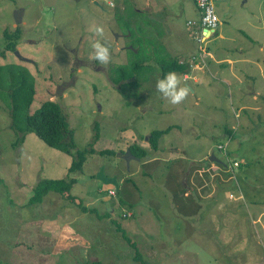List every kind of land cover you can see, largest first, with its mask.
<instances>
[{
	"label": "rangeland",
	"instance_id": "374dc122",
	"mask_svg": "<svg viewBox=\"0 0 264 264\" xmlns=\"http://www.w3.org/2000/svg\"><path fill=\"white\" fill-rule=\"evenodd\" d=\"M113 1L114 8H105L99 0L101 8L94 0H56L53 7L43 0H0V52L3 30H21L17 49L0 56V65L20 64L33 74L28 113L45 100L56 101L75 150L85 149L97 132L95 152L69 172L73 153L49 147L33 132L14 143L17 134L0 100V264H264V0H228L221 7L212 0L218 24L201 44L187 26L199 17L192 0H167L173 11L167 25L177 28L164 35L166 47L141 33L144 19L130 15L131 0ZM122 7L129 32L114 17ZM154 16L152 23L164 29ZM222 29L225 39L217 37ZM97 40L109 48L107 64L95 59ZM131 46L138 56L129 54ZM209 46L217 58L233 61L215 64L209 86L200 84L196 94L189 90L181 103H170L157 90L164 79L158 60H189L188 69L174 71L177 87H187L207 67ZM142 60L131 80L115 84L119 65ZM167 126L174 127L159 137L154 152L147 135ZM226 130L233 136L229 143ZM133 146L147 150L146 157L127 152ZM173 146L183 157L174 159ZM103 150L110 154H98ZM100 168L107 177H122L116 185L103 183L95 176ZM46 178L75 181L69 192L74 199L51 191L26 204Z\"/></svg>",
	"mask_w": 264,
	"mask_h": 264
},
{
	"label": "trees",
	"instance_id": "16d2710c",
	"mask_svg": "<svg viewBox=\"0 0 264 264\" xmlns=\"http://www.w3.org/2000/svg\"><path fill=\"white\" fill-rule=\"evenodd\" d=\"M119 9H115L114 17L116 21L120 23L121 28L125 30V32H129L126 31L125 28H129L130 23L128 24L126 21H123L120 13L122 9ZM135 14L136 11L133 9L130 15L132 17H136ZM20 35L21 30L18 26H16L13 31L8 30L7 28L3 30L4 48L0 52L1 57L4 56L6 52H13L17 49V43ZM129 50V52L132 51V49ZM136 55L138 56V51H136ZM192 56L190 55L191 59ZM192 62H194L193 59ZM158 63L160 65V76L162 78H165L169 72H183V70L190 67L189 60H182V62H180L174 59L160 58ZM139 66H144L143 60L137 61L131 66L128 64L119 65L115 70V73L118 74V76L115 77V84H126L127 80H131L133 78V74L137 72V67ZM34 94L35 79L33 74H31L28 69H26L23 65L14 63L0 65V100L6 103L10 115V128L17 134V139L14 143L22 142L24 134L27 132H33L49 147L60 150L64 153L74 154V158L69 167V172L80 169L86 160V155L88 153L95 152L93 149V140L97 137V132H95L91 143H89L85 149L75 150L76 146L73 140V131L69 128L67 119L56 101L49 99L45 100L37 110L32 113H28V108L32 103ZM173 127L174 126H167L164 129H153L150 131L147 135V142L154 152L158 149L159 137L168 133ZM94 129H97L96 124L94 125ZM229 134L231 135L230 131ZM129 151L138 158L146 157L148 152L145 149L135 146L131 147ZM98 154H110V150L99 151ZM121 177V175H117V179H120ZM74 182L75 181L72 179L66 178L42 179L38 181L33 188L32 194L28 198L26 204L41 202L43 197L51 191L60 194L64 199H74V196L69 193ZM77 204L82 210L94 213L93 211L95 208L86 210V207L82 205L81 201H78ZM103 207L104 210L102 214L105 215L109 211L105 209L104 204ZM122 216L125 218L130 215L124 213ZM112 222L115 225V229L121 233L124 240L131 246L136 247V244L130 240L122 227L117 222ZM136 256L139 257V253H136ZM137 259H140V257ZM89 264L103 263L100 260H93Z\"/></svg>",
	"mask_w": 264,
	"mask_h": 264
},
{
	"label": "crops",
	"instance_id": "0c3cea01",
	"mask_svg": "<svg viewBox=\"0 0 264 264\" xmlns=\"http://www.w3.org/2000/svg\"><path fill=\"white\" fill-rule=\"evenodd\" d=\"M115 1H119L120 3H124V1H126V0H115ZM131 1L133 2V9L136 11V14H135L136 17L135 18L139 19L138 17H142L144 19V23L143 24H142L143 21H141V25H142L141 33L143 35H144L145 32L151 33L155 38H150L149 37L150 39L157 40L159 42H162L163 46L166 47V40L164 39V35L165 34H171L172 32H175L176 31V28H177L175 25L168 26L167 25V20L165 19L166 15L169 12L173 13V11L171 10L172 5L170 3H168L167 0H131ZM246 1H248V0H246ZM217 2H218V7H221L222 6V3H226L227 5H230V3L228 2V0H218ZM113 3H114V1H113ZM192 3H193V1H192ZM158 4L160 6L162 5V8H160ZM149 5L151 6V9H155L157 11L155 12V11H153V10H151L149 8L150 11L147 12V7H149ZM193 5H194V3H193ZM180 7H185V3L184 2H180ZM121 9H123V7ZM194 9H195V11H197L196 8H195V5H194ZM155 14H157V16L159 18V22H158L159 24H162V25L163 24H166V27L164 29H162V30L161 29H158L157 26L152 23V21L154 19H157L154 16ZM223 14L225 16H227L224 11H223ZM144 16L147 17V18H151V20L145 18ZM156 21H158V19ZM198 21H199V17H198L197 20H188L187 21V26L191 30H193V29L196 28V24L198 23ZM165 29H166V31H164ZM157 34L158 35L161 34V35L160 36H156ZM217 37H219L221 39L227 38V31L225 29H222L220 31V33L217 35ZM129 48L132 49L131 52L136 55V50L133 48V46H131ZM209 50H210L211 58H209V60H208L207 67L203 71H200V72H202L201 73L202 76L200 75L198 77H192L191 79H193V85H190L189 83H186V86L189 88V90L191 91L192 94H196V92L198 90V85H200V84L202 86H209V84L207 83V81H208L207 74H210L211 75L212 74V71L216 72L217 67L214 66L215 64L221 63L223 61H230V62L233 61L232 59L225 58V57H223L222 59L217 58V56L215 54V50L214 49L211 50V47L210 46H209ZM131 52L129 54L132 55V56H135V55L131 54ZM186 54L187 53H185V55ZM188 57H189V55H188ZM182 60H184V59H182ZM182 60H180V62H182ZM242 60L248 61L247 59H242ZM212 62H214V64ZM186 75H187V72H186ZM256 94L257 93H254L253 96L255 97ZM197 99H199V98L197 97ZM197 101L195 102L196 105L198 104ZM240 107H241V109L245 108V106H240ZM177 127H180V125L177 124ZM225 132L227 134L226 135L227 136V143H229L230 140L233 138V136H231L227 130ZM179 150L180 149L177 146L169 147V151L170 152H173L174 159H177L178 157H183L182 155H179L178 156ZM227 154H228V150H227ZM149 157H151V156H149ZM154 158L155 157H151V158H149V160H154ZM101 189L102 188L99 187L97 191L99 192ZM188 189H189V187L187 186L185 190H188ZM191 190H192V187H191L190 191ZM190 191H189V194H190ZM184 196L186 197L187 196V193L184 194ZM97 199L100 202H102V203L106 201L105 198H103L102 200H100L99 198H97ZM189 207L191 208L190 205H189ZM191 209L188 210V214H191L190 217H189V219L192 217V210Z\"/></svg>",
	"mask_w": 264,
	"mask_h": 264
},
{
	"label": "clouds",
	"instance_id": "9594fccd",
	"mask_svg": "<svg viewBox=\"0 0 264 264\" xmlns=\"http://www.w3.org/2000/svg\"><path fill=\"white\" fill-rule=\"evenodd\" d=\"M94 1L99 3V0H94ZM99 7L103 8V6L100 3H99ZM108 7L107 5H105V8ZM112 7L114 8V6ZM95 31L98 34L103 35V28L97 27ZM92 47L95 49V59L100 61L101 64H107L110 60L109 48L104 44H102L99 40H97L92 45ZM179 83L180 81L177 74L175 72H169L164 79L157 81V90L161 92L163 96L169 100L170 103L174 105L179 104L188 96L189 93V89L187 87L178 88L177 85Z\"/></svg>",
	"mask_w": 264,
	"mask_h": 264
},
{
	"label": "built area",
	"instance_id": "2783aa9c",
	"mask_svg": "<svg viewBox=\"0 0 264 264\" xmlns=\"http://www.w3.org/2000/svg\"><path fill=\"white\" fill-rule=\"evenodd\" d=\"M107 6H114L111 0H104ZM195 7L197 8L200 20L196 24L193 38L199 43L205 42L207 34H212L217 27L218 18L215 13L212 0H193ZM202 59V54H199Z\"/></svg>",
	"mask_w": 264,
	"mask_h": 264
},
{
	"label": "water",
	"instance_id": "95a60500",
	"mask_svg": "<svg viewBox=\"0 0 264 264\" xmlns=\"http://www.w3.org/2000/svg\"><path fill=\"white\" fill-rule=\"evenodd\" d=\"M55 3H56V0H43V4L47 7H53L55 5ZM94 4L99 6V3L96 1H94ZM20 59L27 60V59L21 58V57H20ZM127 152H129V151H127ZM95 176L98 180H101L103 183H109L112 185L117 184L115 176L107 177L104 175L103 168H100Z\"/></svg>",
	"mask_w": 264,
	"mask_h": 264
},
{
	"label": "bare ground",
	"instance_id": "6f19581e",
	"mask_svg": "<svg viewBox=\"0 0 264 264\" xmlns=\"http://www.w3.org/2000/svg\"><path fill=\"white\" fill-rule=\"evenodd\" d=\"M214 9H215V8H214ZM196 10H197V8H196ZM197 12H198V10H197ZM198 13H199V12H198ZM199 17H200V15H199ZM199 20H200V18H199ZM206 34H207V37L212 35V34H209V35H208V33H206ZM200 49H201V47H200ZM201 50H202V49H201ZM199 54H200V53H198V56H199ZM195 57H196V56L193 55V56H192V59H195ZM22 60H23V59H22ZM198 61H199V62H202V59L200 58V60H198ZM187 77H188V76H187L186 73H185V74H184V79H187ZM128 151H129V150H128ZM212 159H213V158H210V160H212ZM213 161H214V160H213ZM100 181H101V180H100ZM108 194H109V195H114V194H115V191H112V190L109 189V190H108Z\"/></svg>",
	"mask_w": 264,
	"mask_h": 264
}]
</instances>
